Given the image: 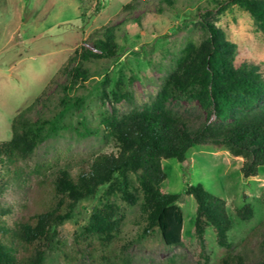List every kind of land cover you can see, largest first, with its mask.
I'll use <instances>...</instances> for the list:
<instances>
[{
    "label": "rangeland",
    "instance_id": "rangeland-1",
    "mask_svg": "<svg viewBox=\"0 0 264 264\" xmlns=\"http://www.w3.org/2000/svg\"><path fill=\"white\" fill-rule=\"evenodd\" d=\"M203 19L235 44V65L252 64L264 79L259 20L228 0H0V142L10 139L11 121L23 110L30 121L43 123L44 134L26 158H0V226L11 228L48 208L50 180L59 168L75 174L95 155L116 152L110 128L133 114L162 104L192 127L218 122L178 89L186 65L206 42ZM108 26L113 54L99 56L92 43ZM186 157L185 169L174 158L161 160L162 189L180 196L181 243L166 245L155 225L143 232L148 222L140 191L128 203L119 194L105 196L103 185L58 226L59 243L47 249L42 264H106L100 256L105 250L124 257L118 264H218L227 253L258 264L264 254V165L244 178L242 157L214 143L194 144ZM188 184H201L225 201L231 220L225 243H218L211 226L201 241L195 235ZM245 205L250 218L237 215ZM90 213L103 217L105 226L118 225L108 248L82 234Z\"/></svg>",
    "mask_w": 264,
    "mask_h": 264
},
{
    "label": "trees",
    "instance_id": "trees-1",
    "mask_svg": "<svg viewBox=\"0 0 264 264\" xmlns=\"http://www.w3.org/2000/svg\"><path fill=\"white\" fill-rule=\"evenodd\" d=\"M228 3L246 9L259 20L264 32V1L228 0ZM201 25L207 33L206 42L189 61L190 65H186L178 89L186 97L197 98L207 115H213L218 122H202L192 127L186 117L163 110L162 104H158L156 109L133 114L112 126L110 134L116 142V152L95 155L87 168L82 166L75 174L59 168L50 180L48 208L33 213L29 220L15 222L11 228L0 226V264H42L47 249L59 243L58 226L71 217L81 200L92 197L103 185L105 196L119 194L128 203H134L136 191H140L145 198L142 210L148 222L143 232L155 225L166 245L181 243L180 196L162 189L166 174L161 160L174 158L185 169L186 152L194 144L223 145L231 155L242 157L240 172L244 178L257 174L258 167L264 165V79L256 66L233 63L235 44L225 39L220 28L207 19L201 20ZM111 29L112 26L106 27L103 36L92 43V50L99 56L113 54ZM87 53L93 55L91 50ZM24 113L25 110L13 117L10 139L0 142V158L9 163L26 158L44 139L43 123L30 121ZM185 194L191 195L196 204L193 231L198 239L201 241L206 226H211L218 243H225L231 225L225 201L201 184H188ZM236 212L241 218H250L253 213L248 205ZM102 219L99 214L90 213L82 234L92 239V243L108 248L117 237L118 225L105 226ZM105 252L100 256L103 255L106 264H118L124 258ZM245 260L243 254L227 253L218 264H245ZM258 264H264V254Z\"/></svg>",
    "mask_w": 264,
    "mask_h": 264
}]
</instances>
